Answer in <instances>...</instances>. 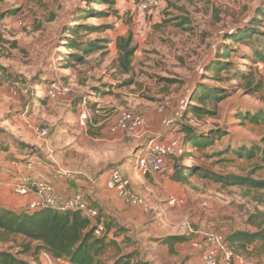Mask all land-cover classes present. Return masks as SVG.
<instances>
[{"label":"rangeland","instance_id":"374dc122","mask_svg":"<svg viewBox=\"0 0 264 264\" xmlns=\"http://www.w3.org/2000/svg\"><path fill=\"white\" fill-rule=\"evenodd\" d=\"M93 2L0 0V148L18 147L53 173L65 170L74 179L104 184L109 170L123 163L132 165L133 191L134 187L144 190L148 183L151 190L182 195L173 199L174 204L161 203L170 198L154 199L162 205L159 210L148 208L145 202L143 210L148 214L142 219L151 221L158 231L178 228L187 242L208 233L226 237L233 231L249 230L248 216L256 210L264 213V192L221 188L196 175L184 183L169 175L143 176L138 160L152 141L162 149L173 144L174 160L188 168L264 180V163L257 157L235 155L239 147L264 148V123L240 118L264 111V62L252 60L257 42L229 40L251 25L264 41V23L257 26L252 22L264 0H163L162 8L152 15L135 10L138 0H115L112 6ZM126 11L132 14L125 17ZM74 25L84 29L72 38L69 31ZM128 37L134 53L131 70L125 74L120 69L118 44ZM69 39L105 48L84 57L82 63H70L69 54L76 51L65 45ZM226 48H231L226 60L229 71L213 77L207 71ZM241 73L242 78L238 77ZM11 83L20 90L13 89ZM200 86L222 89L227 97L207 106L213 116L182 118L188 105L194 104L190 98ZM60 88H66L67 93L58 95ZM82 100L88 113L84 127L79 125L77 110ZM125 111L144 116L145 126L132 134L118 131L117 123ZM177 121L200 133L223 129L227 135L205 153L182 148V126L178 128ZM35 129H46L48 136L40 138ZM214 150L224 154L211 157ZM161 161L170 166L172 159L162 154ZM167 180L171 182L163 186ZM134 239L132 252L137 257L161 258L158 251L150 252L157 238L149 240L146 248L136 246ZM24 244L23 238L16 237L0 242V250L11 248L17 253L23 251ZM33 247L21 258L37 264H60L42 252L35 255ZM235 256L264 264L261 258Z\"/></svg>","mask_w":264,"mask_h":264},{"label":"trees","instance_id":"16d2710c","mask_svg":"<svg viewBox=\"0 0 264 264\" xmlns=\"http://www.w3.org/2000/svg\"><path fill=\"white\" fill-rule=\"evenodd\" d=\"M114 1L95 0L93 3L102 4V2H105L112 6ZM2 19L3 17L0 16V22ZM252 22L253 25L257 26H261L264 23V7L256 10V17ZM79 29H84V27L74 25L69 31L70 37H77V34L80 33ZM259 34L256 31V27L250 25L239 30L229 40L237 44H251V42L256 44L257 42L258 50L253 49L252 60L264 62V41L259 37ZM1 41L2 37L0 35ZM65 45L69 49L76 51L69 54L68 62L78 64L84 62V57L105 48L104 45H98L95 42L82 45L74 39H69ZM230 49L226 48L222 50L219 59L208 69L207 72H212L214 74L213 77L218 78L222 72L229 71L230 63L226 60L230 56ZM118 52L120 54L118 58L120 69L123 73L128 74L131 70V57L134 53L131 37L120 41ZM242 75L241 73L238 77L242 78ZM226 94V91L218 88L207 86L196 88L195 93L190 98L194 104L188 105L181 117L185 118L191 115L196 119H200L202 117L213 116L214 111L209 110L207 106L209 104L220 103L227 97ZM240 118L252 124L264 123V111H257L252 114L246 113L241 115ZM177 125L178 128L182 126L179 129V132L181 131L182 134L181 147H189L204 153L207 150L215 148L217 142L227 135L223 129L200 133L192 126L178 123V121ZM223 154V151L214 150L210 156L221 157ZM235 155L239 158L246 156L248 159L257 157L261 163H264V148H260L258 145L239 147L235 151ZM174 158L172 157V161H170L173 170L169 178L175 182L184 183L188 177L196 175L201 180L212 182L221 188L237 187L248 193L264 192V180H255L250 176L220 175L201 169V167L188 168L185 165H181ZM99 214L103 217L100 211ZM104 223L106 224L105 228H108L109 223H106L105 219ZM246 223L250 229L229 233L225 237L226 245L233 252L234 256L236 253L239 256L244 255L264 259V213L256 210L248 216ZM123 230L120 229L119 233L124 232ZM16 237L24 239L23 251L13 253L11 248L0 250V264H37L36 260L30 262L21 258V255L32 249L33 244L35 255L42 252L55 261H64L68 264H150L142 258L137 257L135 252L128 253L114 260L108 259L105 254L108 248L116 246L115 242L106 241L105 236L94 237L91 221L76 210L61 211L58 208L47 207L32 211L28 208L17 211L13 208L0 206V242L7 243ZM187 240L188 238L185 236L173 235L158 238L155 242L158 245L167 246L169 251L172 252V247L175 244Z\"/></svg>","mask_w":264,"mask_h":264},{"label":"crops","instance_id":"0c3cea01","mask_svg":"<svg viewBox=\"0 0 264 264\" xmlns=\"http://www.w3.org/2000/svg\"><path fill=\"white\" fill-rule=\"evenodd\" d=\"M176 134V133H175ZM168 138H172L171 135ZM167 142V141H166ZM165 144V143H164ZM32 159L34 163L33 171L27 170V162ZM122 172L128 177L132 188V165L123 163L120 165ZM30 178L34 181L47 180L55 185L57 193L61 195L69 192L78 191L87 197L92 205L97 208L103 215L106 223H111L106 227V241H114L116 246L108 248L105 256L114 260L123 255L132 252V238L137 242L136 246L147 247V242L152 238H162L166 236H183L178 228L173 227L161 229L158 231L147 219H142L143 215H147L143 209H136L131 204L123 202L116 198L115 194L106 189L103 182H94L92 180L84 181L74 179L70 176H62L53 173L48 168L42 166L40 162L35 160L27 151L18 149V147L9 146L3 150L0 148V206L5 208H13L18 210L25 209L30 197H22L18 195L14 189L16 184H20L24 179ZM170 180L163 183L168 186ZM144 190L136 191L141 198L149 205L148 208L161 209L162 205L153 200L158 198L168 199L167 202L161 203L174 204L173 199H178L182 195H175L168 190L160 191L158 188H152L148 183H144ZM162 185H159L161 187ZM183 194V193H182ZM111 218V219H109ZM106 226V224H105ZM120 229L124 232L119 233ZM178 229V230H177ZM175 232V233H173ZM132 233L134 234L132 237ZM158 251L161 258L146 257L143 260L150 264H201L199 261V253L191 248L187 241L175 244L172 252L167 246L153 244L150 252ZM60 264H68L64 261H58ZM157 262V263H156Z\"/></svg>","mask_w":264,"mask_h":264},{"label":"built area","instance_id":"2783aa9c","mask_svg":"<svg viewBox=\"0 0 264 264\" xmlns=\"http://www.w3.org/2000/svg\"><path fill=\"white\" fill-rule=\"evenodd\" d=\"M162 4L163 0H138L135 10L140 15H152L162 8ZM131 14L132 12L126 11L124 16L127 17V15ZM1 76L2 73L0 72ZM11 87L20 90L15 83H11ZM21 91L26 93L24 90ZM66 93V88H60L57 94L65 95ZM51 97L54 98L55 94H52ZM86 107L87 103L84 100L77 104V110L79 112L78 121L81 127H84L87 123L88 113ZM145 123L144 116L131 111H125L119 119L117 127L118 131L132 134L137 130H141L145 126ZM175 131L176 129H174ZM35 132L40 138H46L48 136L46 129H35ZM162 154L170 158L175 157L176 148L172 144L162 149L158 144L153 143V141L150 142L149 148L145 149L138 160V167L143 176L152 174H161L164 176L172 173V166H164L162 163ZM26 166L28 171H33V160L30 159ZM57 172L62 176L70 175L65 170H59ZM105 187L107 190L113 192L117 199L131 204L132 207L136 209L146 208L144 199L134 193L133 189H131L130 180L125 177L120 167L109 170L107 178L105 179ZM14 189L18 195L30 197L26 204V208L30 211L47 207L58 208L61 211L76 210L91 221L94 237L99 238L105 235L104 218L82 193L73 191L60 196L53 183L47 180L34 181L30 178L24 179L20 184H16ZM188 243L192 249L199 253V261L201 264H255L234 256L233 252L226 245L225 236L221 234H204L202 237L192 239Z\"/></svg>","mask_w":264,"mask_h":264}]
</instances>
